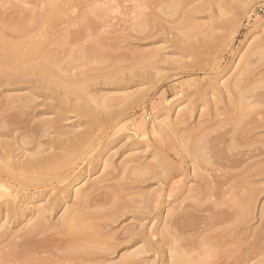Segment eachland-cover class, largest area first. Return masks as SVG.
I'll list each match as a JSON object with an SVG mask.
<instances>
[{"label":"bare ground","instance_id":"bare-ground-1","mask_svg":"<svg viewBox=\"0 0 264 264\" xmlns=\"http://www.w3.org/2000/svg\"><path fill=\"white\" fill-rule=\"evenodd\" d=\"M189 2V0H63L62 4L58 0L57 3L54 2L55 4L46 7L44 11L42 10L43 12L39 11L41 14L38 15L35 12L37 19L31 24L28 23V20L30 22L32 19H30V16L28 18L27 13H25L23 18L22 14L25 12L24 10L22 14L20 13L22 17L20 14H17L20 10L16 11L14 9V12H17L15 15L12 13L13 11L7 13V18L2 12L3 17L2 15L0 16V83L10 85L14 90L28 88L33 94L44 96L45 99L44 101L42 99V105L45 107V110L40 112H54L56 116L60 117V112L63 113L68 108V104H70V98L67 95H74L79 99H82V97L83 99L84 97L85 99L88 98L84 96L87 95L85 93L86 89L82 87L81 82L79 83L78 77L74 76L73 78L71 73L76 67H72L73 64L66 63L70 58L73 59L71 63L74 60H79L76 57V53L82 50V48L84 49L82 47L84 45L79 46L80 50L78 48L75 52V59L72 55L73 53L69 55V52H66L69 58H66V54L64 55L65 57L60 58V43L64 41L71 42L73 40L75 42L78 38H82L79 36L81 29L74 30V32L79 31L76 33H80L77 35V37L79 36L78 38L74 37L76 34L71 31L73 30L72 27L70 29L72 34H69V25L83 24L82 22L89 17L87 14L90 13L99 17V20L100 17L103 19L107 16L108 18L107 14H109V11L112 14V12L121 10V14L131 17V20L135 21V30L142 32L149 28L147 27L150 26L148 24L150 22L153 23V20H156V17L161 16V14L162 16H167L166 18L171 17V19L177 16L182 17V15L188 16V13L185 14V12L188 5H190ZM74 8L83 9L80 12L77 9V15L71 16V18L70 13L76 11L72 10ZM10 13H12L13 17H9ZM30 14L33 13L31 12ZM26 16L28 20H24L27 19ZM73 18L74 20H79V23L71 20ZM92 20H88L87 27L92 25L90 22L94 23ZM80 21L82 22L80 23ZM25 30L29 32L27 31L26 33ZM18 36H21V39L20 37L18 39ZM14 37L15 40H13ZM64 44L66 43L64 42ZM64 44L61 45V50L62 47L64 49ZM68 44L71 45V43ZM95 45L99 47V44H94L93 47ZM100 45L102 46V43ZM100 50L97 48L95 51V48H90L89 51L86 49V52L84 51L80 54L83 55L85 53L83 57L94 59L89 54L86 56V53L93 54V52L97 53ZM256 52L257 55L260 54L264 57L263 49L259 48ZM100 53L98 55L103 54V52ZM96 55L95 57L97 58L98 55ZM67 59L69 60L67 61ZM62 60L66 64L64 68L60 66L63 65ZM252 63V61L245 62L241 68L242 71L240 70V74L237 75H240L242 78L244 72H252L249 71ZM69 73L71 75H68ZM241 78L239 80L237 78V81L235 80L236 82L233 84L234 92L231 91L232 88L231 90L230 88L227 89L230 90L229 93L232 92L231 95L236 92V98L240 101L238 105L241 106H239V112L242 111L240 114L233 112L234 115L237 114V117H229L230 114L228 117L226 116L228 118L226 122L229 120L231 122V119H234L236 124L232 126L241 128L242 125H236L243 124L244 127L248 126L251 129L247 128V131L239 129L238 131L236 128L235 131H231L233 127L230 126L231 130L225 128L223 122L221 126L223 125L224 129L220 131H207L206 133L200 131L198 134H195L196 137L193 133L192 136L189 133L187 137H185V133L184 137L180 136V138H184L182 139L183 142L187 138L190 142L195 140L193 141L194 146L192 145L193 142L191 145L190 143L186 145L188 141L184 142L186 148L190 145L191 149L189 148L188 150L187 148V150H184V147L183 149L181 148L182 150L179 149L176 152L179 161L174 166L172 165V175L174 179L178 178V180L171 181L166 179L164 184L169 181V186L167 188L159 187V190H156L155 194L150 196L149 202H147V195V201H145V198L140 199L142 203V205L140 204L141 208L146 203L145 209L142 210L141 216L138 217L141 218V224H132V227L126 229V232L122 233L121 236L119 234L115 237L113 233H110L113 238L115 237V242L111 238H108L111 236H108L109 233L108 235L103 233L106 228L99 226L96 220L101 219V216L102 219L107 217L105 216L107 211H111L109 213L111 214L117 209H113V207L115 208L119 205L115 204V201L117 202L118 200L120 203L119 199L122 198L117 199V196L124 194L122 196L125 199V191L127 189L118 183L114 187L112 184L110 191L106 189L109 191V194L106 192L109 195V202L104 201L102 197L105 196H101V193V198L96 196L98 195L99 186L95 188L92 185L91 188L93 190H87L88 192L84 188L76 190L74 197L79 205L77 208H73L72 206V208L67 209L66 207L67 210L60 216V239L55 237L46 242V240L48 241L47 238H44V240L40 238L48 230L46 225L48 213L52 214L57 208L66 206L68 195L73 194L74 184L81 179L84 171L78 169L80 168L78 166L79 163L75 162L77 159L74 161L66 159L68 154L72 158L73 155L69 152L71 149L72 152H75L73 147H62V151L60 152V137L54 140L48 138L44 142L40 139L50 133L49 129L55 126L56 121H60L59 118L55 117L57 118L56 120L52 119L55 121L54 124L51 120L49 123L47 120L44 121L46 125L44 123L45 127L43 125V128L49 129H47L48 131L43 130L41 129L42 126H40L42 124H37L40 126L39 128L33 125V120L32 124L29 118V112L36 107L38 108V106H31V104H35L34 101L36 100L34 96L33 99L30 97L33 94H29V96L14 95L15 97H9L10 99H8L6 107L0 109L4 110L3 114L6 118L2 115V120L0 119L1 123L3 122L4 124V126L0 125V128L4 129L0 130V227L9 229V221L12 218L21 219L29 214H31V218H29V224L27 227H24L22 233H15L11 237L10 234H6L7 231L0 232V264H105L111 258L110 256L114 255L119 248H129L141 241L143 242L141 248L135 250V252L121 255L120 261L114 262V264H150L148 262L149 258L154 257L155 260L160 257L159 255L166 256V264H257V261L260 259L263 261V205L261 207V211L263 212H260V215L263 213V216L259 215L260 218L262 217V220L259 219L261 221L260 226H258L259 228L255 227L253 228V232H249L247 229L245 231L244 228L246 226L244 225H248L250 220L252 221V218H254L253 211L255 210L254 206L256 205L257 197L264 192V187H260L261 189L263 188L262 190L260 188L257 190L256 185L254 186L255 188L252 186L254 182H257L255 178H264V137H262V140L259 138L261 135L259 137L256 136L262 141L260 145L254 138L256 135L254 130L264 125L262 121L260 123L255 118L259 115L258 112L260 114L262 112L259 109L256 112L257 107L264 104V80L256 78L253 81L255 79L253 78L251 81L244 83L245 80ZM257 81L259 82L257 83ZM230 85L231 87L233 86L232 84ZM223 88L225 89V86ZM182 93L183 91L180 92V96ZM74 96L73 98H75ZM28 97L31 98L33 103L28 102L31 101ZM49 100L54 102H50ZM228 100L231 103L232 100ZM20 101H23V103ZM178 105L175 104L176 107ZM231 107L234 108V103H232ZM261 107L259 106V108ZM30 108L32 109L30 110ZM76 108L84 111V106L81 103ZM14 111H16V114L10 115ZM262 113L264 114V111ZM157 114L151 125L140 121V123L134 126L141 136H146L148 132H151L154 136L161 135L163 132L164 134L166 133L164 131L166 129L164 122L160 120L161 114ZM249 124L252 125L249 126ZM47 125H51V128ZM124 126H126V123H122L118 128L121 129ZM55 130L57 131V129ZM17 131H21V134L19 135ZM45 131L47 132L46 134ZM23 134H29L30 141L26 138L27 141L22 136ZM189 136L192 138L194 136L195 138L191 140L192 138ZM80 140L83 141V138ZM180 141L179 143L181 144ZM86 143H89V141ZM83 144L86 146L85 143ZM180 144H177L178 148H180ZM77 153H80V151L75 153V157H77ZM189 157L190 159L195 157V164L194 162L193 164L192 162L190 163ZM196 163L197 166H195ZM128 166L126 167L128 168ZM136 167L137 169L139 168L138 165ZM64 168L67 169L64 171ZM140 168L138 172L133 171V168L130 170L132 171L130 173V180L133 177H135V180H138L140 177L134 175L141 174V170L146 171L144 166ZM150 171L152 170L150 169ZM150 171L148 169L147 172L149 173ZM134 172L137 173L134 174ZM153 173L148 175L149 179ZM127 176L125 177L127 178ZM144 176L146 177V175ZM144 176L142 177L141 174L140 183L143 182L141 179L143 180ZM189 178H191L190 183L193 179L196 181V184H189ZM129 181H125V183L128 182L129 184ZM52 190L55 191L53 192ZM51 191L54 195L53 197L50 195ZM129 191L132 190L130 189ZM114 196H116V200L113 198ZM164 197L167 199L165 200ZM45 199L44 204H34L33 207L31 206L34 201L37 202ZM111 199H113L112 201L115 206L110 202ZM107 203L112 204L111 210L110 208L107 211L105 210L104 206ZM165 203L166 206L164 205ZM162 204L165 207L171 205L163 219L162 215L161 217L159 216ZM122 205H125L124 200ZM129 205L131 206V204ZM122 208L118 209L123 211L124 208ZM26 211L29 213L27 214ZM115 212L113 213L115 214ZM118 212L116 213L118 214ZM114 214L113 217L115 216ZM3 219L4 221H2ZM147 254L149 255L144 256ZM109 261L111 260L107 262L110 263Z\"/></svg>","mask_w":264,"mask_h":264},{"label":"rangeland","instance_id":"rangeland-1","mask_svg":"<svg viewBox=\"0 0 264 264\" xmlns=\"http://www.w3.org/2000/svg\"><path fill=\"white\" fill-rule=\"evenodd\" d=\"M57 1L58 0H0V16L2 15L3 17V12L7 18L8 16H6V14L11 11H13L12 13L15 15L17 13L16 11L20 10L17 14H22L24 10L25 12L22 16L24 18L25 13H27L26 15L28 18L30 16V19L32 20L29 22L27 16V19L24 20H28V23L31 24L37 19L35 12L39 15L41 14L39 11L43 12L46 7L57 3ZM60 1L62 3L63 0ZM189 1L190 5H188L185 12V14L188 13V16L182 15V17L177 16L175 18L172 17L171 19V17L166 18L167 16H162L160 13L161 16L156 17V20H153V23L150 22L152 24H148L150 25L147 26L149 28L146 27L147 29L142 32L135 30V21L131 20V17L121 14V10L112 12V14L111 11H109V14H107L108 18L107 16L103 19L100 17L99 20V17L90 13L87 14L89 17L85 20L86 22L80 21V23L82 22L83 24H75L76 26L72 24V26L69 25V34H72V32H70L71 27L73 28V30H71L73 32L75 29H81V34L79 33L80 35L76 34L79 31L74 32L76 34L74 37L78 38L81 36L82 38H78L77 41L73 42L74 40L71 41L72 39L70 37L71 42L64 41L67 45L64 44V42L60 43L61 45L64 44V49L62 47V50L60 45V58L63 57L66 52H69V55L73 53L72 55L74 56V59L76 57L79 58L77 61L74 60L73 63H71L73 59H67V61H69L66 63L73 64L72 67H76L71 73L73 78L74 76L78 77L77 80H80L79 83L81 82L82 87L86 89L85 93L87 95H83L88 98L85 99L84 97L83 99L82 97V99H79L74 95H67V97L70 98V104H68V108L63 111L64 114L60 112V117L56 116L54 112H40L45 110V107L42 105V99L43 101L45 99L44 96L33 94L28 88L14 90L10 85L0 83V109L6 107V104H8L7 101L11 96H29V94H33L30 95V97L33 99L34 96V99L36 100L34 101L35 104H31V106H38V108H34L35 110L30 108V110L32 109V113L29 112V118L32 124L34 122L33 125L38 126L39 128L42 126L41 129L48 131L47 129L49 128H43L44 121L47 120L49 123L51 120L54 124L55 121L53 120L59 118L60 121H56L54 124L56 128L52 125L54 126L52 127L53 130L49 129L50 133L40 139L44 142L48 138L54 140L57 137H60V152L62 151V147H73L75 152H72L71 149L69 153H72L71 155L74 157L72 156L71 158L68 154L66 159L73 161L77 159L75 162L77 161V163H79L78 166L80 168L78 169L84 171L81 179L74 184L73 194H70L71 197L68 195L66 206L57 208L52 214L48 213V222H46L48 230L40 236L41 239L44 240V238H47L48 241L45 239L46 242H49L55 237L60 239V216L68 208H72V206L73 208H77L79 205L74 197L76 190L84 188L85 191H89L92 189V185L95 188H98V186L100 187L98 188V195H95L99 198L105 196L102 197L104 198V201L106 200L105 202H109L110 200L108 198L109 195L107 194H109L112 184L114 187V185H117L118 183L128 191L130 189L132 190L129 191L130 194L127 190L125 191V199L122 196L124 194L117 196V199L122 197L119 199L121 205L118 200L117 202L115 201L116 196L113 197L115 199V204L120 205H117L115 208L113 207V209L117 208L116 210L120 211L118 212L115 210L119 215L112 210L115 212V214L112 212L115 215L113 217L112 213V215L109 214L111 211H107L108 208L112 207V204L114 205L112 201L113 199L110 201L112 203L111 205L110 203H107V205L104 206L107 211L105 216L110 217H104L105 219L103 218V220L101 216V220L99 216V220H96L99 226L106 228L104 229V232L101 229L104 234L106 233L108 235L109 233L108 236H110L113 233V236L115 237L119 234V236H121L122 233L126 232V229L132 227V224H141V218L138 217L141 216L146 203H144L141 208L142 203L140 202V199H146L148 196V201L147 199L145 201L149 202L150 196L155 194L156 190H159V187L167 188L169 186V181L167 182L168 184H164L166 179L171 181L178 180V178L174 179L172 175V167L179 161L176 152L181 148H186V145L189 143L191 145L195 140V134H198L200 131L203 133H206L207 131H220L221 129H224L223 125H225V128L230 129V126L236 124L234 119L231 118H229L231 119V122H229L230 120L226 122L228 119L226 116L228 117L230 114L229 117H237L236 115L240 114L242 111L239 112L241 106L238 105L240 101L236 98V92L233 95H231V93L234 92L233 84L241 78V76H238L237 74H240L239 72L242 71L241 68L244 66L245 62L252 61L253 63L250 65L251 67L249 70L252 72L247 71L244 72V74L242 73L243 76L241 79L245 80L244 83L251 81L253 78H255L253 81H255L256 78H259L258 80H264V57L260 54L257 55L256 52L259 48L264 50V0ZM14 9L16 10L15 12ZM77 9L80 12L83 8L72 9L76 11L70 13V17L77 15ZM29 12H32L33 14H30ZM12 13L9 14V17H13ZM14 18L16 17L14 16ZM90 19H95L92 20L94 23L90 22L93 26L91 25V27L89 24L90 27H87L86 24H88V20L90 21ZM71 20H74V18ZM74 21L79 23V20L77 19ZM25 31L27 33L28 30ZM77 35L79 36L77 37ZM19 37L21 39V36H18V39ZM94 39H97V42ZM13 40H15V37ZM99 41L100 43H98ZM68 43H71V45ZM74 43L77 44L75 45ZM101 43L102 46L100 45ZM94 44H99V47H97L98 45L93 47ZM88 45L92 46L90 47L91 49L95 48V51L97 48L98 50L101 49L100 52L102 51L103 54L98 55L100 53L99 51V53L97 52L98 54L93 52V54L96 53L98 55L96 58V54L93 55L87 52L86 56L89 54V56L91 55L94 59L83 57L85 53L83 55L80 53H83L86 49L89 51L90 48ZM79 46L84 47V49L82 48V50H80ZM77 49L82 52L79 51L76 53V56L75 52ZM68 54H66V58H69ZM82 59L83 61H81ZM64 62L65 61H63V65H60L63 66V68L64 65H66ZM60 64H62V62H60ZM71 73L68 75H71ZM76 73L78 74L76 75ZM250 74L251 76H249ZM258 82L259 81H257V83ZM230 84L233 86L231 87ZM224 86L225 89L223 88ZM227 88H230V90L232 88V92L229 93L230 90ZM182 91L183 93L180 96V92ZM73 96L77 99L74 100L75 98H73ZM228 99L232 100L231 103ZM29 100H31V98ZM78 100L79 102H77ZM49 101L54 102L52 100ZM20 102L23 103V101ZM28 102L33 103L32 100ZM228 102L231 105L234 103L235 109L232 108ZM80 103L84 106V111H80L76 108ZM175 104L179 105L176 107ZM259 106L262 107L259 108ZM259 106L257 107L256 112H258V109L263 112L264 104ZM3 111L4 110H0L1 120L4 116ZM231 112L233 115L234 113L237 114L233 116ZM262 112L261 114L258 112L259 115L255 117L260 123L261 121L264 123V114ZM14 113L16 114V111L11 112L10 115L13 116ZM157 113L161 114L160 120L164 122V127H166V129L164 128V131H166V133L164 134L163 132L161 135L154 136L151 132H148L146 136H141L134 126H136L137 123H140V121H144L148 123V125H151L155 116L158 115ZM223 122L224 124L221 126ZM38 123L42 125L39 126L37 125ZM122 123H126V126L119 129L118 127ZM0 125L4 126L3 122L1 123L0 121ZM250 125L252 124H249V126ZM47 126L50 127L51 125ZM236 126H241V128L232 126V130H230L235 131L237 128L238 131L239 129H245V131H247V128H249L248 126L244 127L243 124ZM55 129H57V131ZM250 129L251 128H249V130ZM0 130L4 129L0 128ZM46 131L45 134L47 133ZM17 132L19 135L21 134V131ZM184 133L186 134L185 137H187L188 133L191 136L193 133L195 137H189L192 138L191 140H194L190 142L188 138L187 140L185 139V141H188V143L184 141L186 143L185 145L182 141V139H184ZM254 133L256 134L254 138L260 145V142L262 143L260 139L264 137V125L254 130ZM15 134L18 135L17 133ZM28 135L29 134H23L22 136L30 141L31 138L29 137L30 135ZM180 136L183 137L180 138ZM256 136H260V139ZM81 138H83V141L80 140ZM6 139L9 140L8 138ZM79 140L80 142L78 143ZM88 141L89 143H86ZM83 143H85L86 146ZM177 144H180V148H178ZM193 144L194 142L192 145ZM190 145L187 146L188 150L189 148L191 149V147H189ZM185 148L184 150H187V148ZM79 151L80 153H77V157H75V153ZM192 158L190 159L189 157L188 160L190 163L192 162L193 164L194 162L195 164V157ZM64 159L63 161L66 160ZM137 165L139 168H143L144 166L146 170H141L142 177L146 175L143 180L141 179V181H143L141 183V174L134 175L140 177L139 179L137 178L139 181L135 180V177L133 176L134 181L133 179H131L132 181L129 179L131 178L130 173L132 171L130 170L132 168L133 171L138 172L139 168L137 169ZM126 166H128V168ZM195 166H197V163ZM66 169L64 168V171ZM148 169L149 171L150 169L152 171L148 173ZM137 172H134V174ZM151 173H153V175L149 179L148 175H151ZM125 176H127V178ZM255 179H257V182L253 183V187L256 185L257 190L260 187H264L263 177ZM125 181H129V184L128 182L125 183ZM190 181L191 178L188 180L189 184H196L195 180L192 179L191 183ZM102 189H105L103 190L105 192H103ZM106 189H109V191ZM262 189L260 188V190ZM52 191L54 192L55 190ZM52 191L50 192L51 197L54 196ZM100 193L102 194L101 196ZM134 197L136 198L134 199ZM122 199L124 200L125 205H122ZM166 199L167 198H165V200ZM45 201L46 199L37 202L34 201L31 206L33 207L34 204L42 205ZM127 203L131 204V206ZM164 205L166 206V203ZM164 205L162 204V210L161 212L159 211V216L161 217L162 215V219L165 218L168 209L171 207V205H169V207H165ZM122 206H124V209ZM261 207L264 208V192L257 197L256 205L254 206L255 210L253 211L254 218H252V221L250 220L248 225H244L247 227L244 228L245 231L248 230L249 232H253V228L260 226L261 221H259V219L262 220V217L260 218V216H263V213L260 215V212L264 211H261ZM118 208H122L123 211ZM28 213L29 212H27V214ZM30 215L31 214L27 215L28 217L24 216L21 219L12 218L9 221V229H3L0 227V232L7 231L6 234H10L11 237L15 235V233H22L24 227H27L29 224V218H31ZM2 221H4V219ZM107 235L105 236L107 237ZM111 236L108 238H111L112 241L115 242V237L113 238V236ZM142 245L143 242L141 241L129 248H119L108 260H111L109 261L111 264L119 262L121 255L125 253L129 254L128 252H135V250L141 248ZM148 255L149 254L144 256ZM159 256L160 257L155 260L154 257H150L148 262H150V264H166V256ZM260 260L257 262L259 264H264V259L263 261ZM107 261L105 264H110Z\"/></svg>","mask_w":264,"mask_h":264}]
</instances>
